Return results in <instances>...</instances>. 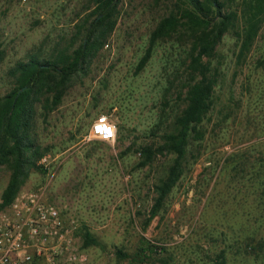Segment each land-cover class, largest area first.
I'll return each mask as SVG.
<instances>
[{
    "label": "rangeland",
    "instance_id": "1",
    "mask_svg": "<svg viewBox=\"0 0 264 264\" xmlns=\"http://www.w3.org/2000/svg\"><path fill=\"white\" fill-rule=\"evenodd\" d=\"M238 1L224 3L232 10ZM175 6L183 5L120 0L112 28L58 103L42 90L29 125L39 157L18 192H43L88 264H137L131 259L141 241L155 250L140 264H212L219 251L225 264H264V23L243 57L231 30L203 60L215 83L202 139L189 138L181 175L151 215L154 186L175 156L155 155L140 165L139 150L160 145L185 106L187 27L180 23L156 41L144 67L137 73L135 67L149 34ZM92 10L90 0H0V98L15 86L16 63L68 56ZM98 117L114 126L113 140L89 138ZM8 178V167L0 166V194ZM84 233L93 244L83 246Z\"/></svg>",
    "mask_w": 264,
    "mask_h": 264
},
{
    "label": "trees",
    "instance_id": "2",
    "mask_svg": "<svg viewBox=\"0 0 264 264\" xmlns=\"http://www.w3.org/2000/svg\"><path fill=\"white\" fill-rule=\"evenodd\" d=\"M93 5V19L81 28V42L70 54L53 57L51 60L38 59L31 55L27 60L18 62L11 70L15 86L0 98V166H7L9 178L0 194V210L7 207L26 178L27 169H35L39 157L38 150L29 139V125L33 104L38 95L45 90L53 92L52 102L56 105L62 89L72 76L83 72L100 46L99 41L112 28V18L116 14L120 0H90ZM182 7H176V13L161 18L149 34L147 47L138 60L135 72H139L150 58L151 49L158 40L168 37L183 24L192 38V50L186 69L187 84L185 106L175 117L174 131L160 136L161 144L151 149L141 148L140 155L148 163L155 155L173 154L174 160L168 168L165 178L154 186L156 198L151 215L158 210L166 195L179 179L183 158L189 138L199 141L202 132L201 122L210 110L214 78L209 77L210 69L203 60L213 56L216 45L224 34L231 30L238 42V57H243L255 41L264 23V0H240L234 9H228L224 0H177ZM179 15V17H178ZM184 20V22H182ZM79 34V33H78ZM2 52L0 51V59ZM58 58V59H56ZM83 246L94 242L88 233L82 238ZM141 241L140 247L132 257L133 263H143L149 259L155 249ZM155 254V253H154ZM118 258H126L120 252ZM158 264H168L158 261ZM212 264H225L223 251H219Z\"/></svg>",
    "mask_w": 264,
    "mask_h": 264
},
{
    "label": "built area",
    "instance_id": "3",
    "mask_svg": "<svg viewBox=\"0 0 264 264\" xmlns=\"http://www.w3.org/2000/svg\"><path fill=\"white\" fill-rule=\"evenodd\" d=\"M114 135V126L104 117L90 125L91 139L108 142ZM71 235V226L41 190L17 192L0 210V264H88Z\"/></svg>",
    "mask_w": 264,
    "mask_h": 264
},
{
    "label": "snow or ice",
    "instance_id": "4",
    "mask_svg": "<svg viewBox=\"0 0 264 264\" xmlns=\"http://www.w3.org/2000/svg\"><path fill=\"white\" fill-rule=\"evenodd\" d=\"M109 135H111V133L109 132Z\"/></svg>",
    "mask_w": 264,
    "mask_h": 264
}]
</instances>
